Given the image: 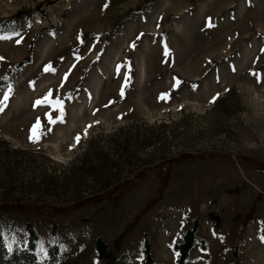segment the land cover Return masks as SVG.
Listing matches in <instances>:
<instances>
[{
	"label": "rangeland",
	"instance_id": "374dc122",
	"mask_svg": "<svg viewBox=\"0 0 264 264\" xmlns=\"http://www.w3.org/2000/svg\"><path fill=\"white\" fill-rule=\"evenodd\" d=\"M18 10L30 16L0 34V76L32 41L0 87L6 243L23 247L28 224L43 264H100L94 239L126 228L120 264H141L144 235L154 264H174L171 245L197 215L203 247L186 264H227L235 242L239 264H264V168L239 161L264 164V0H0V17ZM201 152L230 161H174L157 197L153 166ZM127 178L120 198L86 201ZM20 203L56 212L7 207Z\"/></svg>",
	"mask_w": 264,
	"mask_h": 264
},
{
	"label": "trees",
	"instance_id": "16d2710c",
	"mask_svg": "<svg viewBox=\"0 0 264 264\" xmlns=\"http://www.w3.org/2000/svg\"><path fill=\"white\" fill-rule=\"evenodd\" d=\"M30 11H22L18 10L15 13L0 17V34L7 33L13 31L18 28L20 25V20L23 18L29 17ZM33 13V11H32ZM33 40V39H32ZM31 51H32V41L29 42L27 53L25 56L17 61L14 65L9 68L4 75L0 76V87L7 83L8 86H12V75L13 72L23 65L30 62L31 59ZM200 158L206 160H221V161H230V158L221 152H201L197 155H180V157L176 158H168L164 161H160L156 163L153 167H158V191L156 196L158 197L159 191H161L163 186L167 183L169 177L168 172L170 170V164L174 161H178L182 158ZM243 164H247L248 161H251L253 167L259 166L260 168H264V164H257L256 162L250 160L249 158L239 159ZM165 165L164 170H161L160 167ZM151 168H144L134 173L136 177H143L146 171H150ZM135 181L132 178H127L120 183L113 186V188L103 192L100 197H91L88 200H108L114 201L120 198L124 193L129 191L134 185ZM4 205H0V211H7V209H3ZM9 209H14L16 211L25 212V213H40V214H49L54 211L53 208L48 206H36L34 203L30 204H14L7 205ZM207 218L209 220L214 221L216 224L219 222V218L217 215L208 213ZM199 228L198 216L195 215L190 222V225L186 227L182 234L180 235V239L174 241L171 245V249L174 253V264H186V262L190 259L189 250L193 246L195 242L201 243V247H203L202 239L197 238L196 233ZM25 233V244L21 248H17L16 246L8 245L5 241V237L3 235L2 230H0V264H14L17 262L29 263V264H43L44 262H48V258L42 257L40 260H37V256L35 255L36 245L39 241V236L34 228L30 225L24 226ZM127 232V229H123L118 235L113 238L111 244L106 243L100 237H96L93 241V249L95 253V257L100 264H120L122 260L121 242L124 238V234ZM53 249H50L51 251ZM55 253V252H54ZM140 253L142 256L141 264H154V260L152 258L150 252V243L146 236L144 235L141 239L140 243ZM227 264H239L238 262V244L235 242L230 249L229 261Z\"/></svg>",
	"mask_w": 264,
	"mask_h": 264
},
{
	"label": "snow or ice",
	"instance_id": "6c2138e0",
	"mask_svg": "<svg viewBox=\"0 0 264 264\" xmlns=\"http://www.w3.org/2000/svg\"><path fill=\"white\" fill-rule=\"evenodd\" d=\"M105 7H107V5H105ZM208 26L211 27V23H210V22H209V25H208ZM5 38H6V37H0V39H5ZM125 79L127 80L128 78L125 77ZM257 82H258V83L260 82V79H259V76H258V75H257ZM179 83H180V82L177 81V82H176V85H174V87H175V86H178ZM9 91H11V89H9ZM218 95H219V94H217V96H214V97L212 98V100L209 101V103H214L215 100L217 99ZM121 96H123V89H121ZM160 98H161V99H166V98H167V94H163ZM7 99H8V94L6 93V94L4 95V100H3V101H0V111H3L4 102L7 101ZM48 100H49V97L46 96V97L44 98V101H48ZM44 101H40V100H38V101H36V104L39 105V104L43 103ZM57 106L60 107V110H61V112H62V111H63L62 104H61L59 101L57 102ZM48 119H49V123H56V122H57V121H54V120L51 118V116H49ZM60 120L62 121V116L60 117ZM39 127H40V125H39V121H37V123L34 124V125L32 126V128L30 129L29 140H30L31 142H33V143L38 142L37 129H38ZM89 127H91V126H89ZM75 141H76V143H79V141H80V136H76V137H75Z\"/></svg>",
	"mask_w": 264,
	"mask_h": 264
}]
</instances>
